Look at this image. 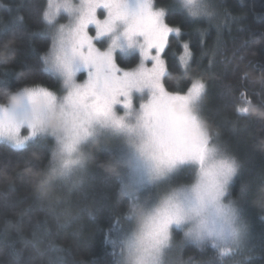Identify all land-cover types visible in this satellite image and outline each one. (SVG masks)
I'll use <instances>...</instances> for the list:
<instances>
[{"label": "snow or ice", "instance_id": "1", "mask_svg": "<svg viewBox=\"0 0 264 264\" xmlns=\"http://www.w3.org/2000/svg\"><path fill=\"white\" fill-rule=\"evenodd\" d=\"M176 2L191 18L214 15L210 0ZM169 13L156 0H45L40 18L50 44L41 60L60 90L34 83L0 93V140L20 150L51 138L41 197L57 184L69 192L83 185L98 160L89 147L114 142L110 159L98 163L128 201L114 264H247L241 203L250 188L242 184L233 198L242 165L202 114L203 76L193 73L185 90L166 84L163 53L170 35L181 32L167 22ZM183 47L187 75L192 54ZM189 245L212 251L185 260Z\"/></svg>", "mask_w": 264, "mask_h": 264}, {"label": "trees", "instance_id": "2", "mask_svg": "<svg viewBox=\"0 0 264 264\" xmlns=\"http://www.w3.org/2000/svg\"><path fill=\"white\" fill-rule=\"evenodd\" d=\"M44 3L0 0V93L34 83L59 89L41 60L50 44L40 18ZM156 4L170 9L167 22L181 29L170 35L163 53L171 73L166 84L170 90H185L193 73L207 81L202 114L243 165L232 185L233 198L242 184L250 188L248 208L256 235L246 249L247 264H264V0H214L211 18L189 17L176 0ZM185 43L191 67L182 75ZM241 107L249 113L237 112ZM113 143L90 147L98 160L90 162L83 185L69 192L57 184L41 197L37 180L49 164L51 138L20 150L0 142V264H114V249L128 224L123 219L128 201L119 195L116 177L98 166L110 159ZM211 251L201 253L189 245L183 258L200 259Z\"/></svg>", "mask_w": 264, "mask_h": 264}, {"label": "rangeland", "instance_id": "3", "mask_svg": "<svg viewBox=\"0 0 264 264\" xmlns=\"http://www.w3.org/2000/svg\"><path fill=\"white\" fill-rule=\"evenodd\" d=\"M210 2H211V5H212L213 2H214V0H210ZM60 22H61V23H66L67 20H66V19H62ZM173 34H175V33H173ZM183 55H185V54H183ZM185 58H187V57H185ZM78 78H83V74H79ZM59 90H60V86H59V89H58L57 91L59 92ZM0 142H4V141L0 140ZM218 142H219L221 145H223V144L219 141V139H218ZM4 143H6V142H4ZM223 146H224V145H223ZM90 147H91V146H90ZM90 147H89V150H90ZM224 147H225V146H224ZM225 148H226L231 154L234 155V153H232L227 147H225ZM234 156H235V155H234ZM236 158H237V157H236ZM237 159H238V158H237ZM240 163H241V165H242V162H241V161H240ZM242 169H243V165H242V167H241L240 173L242 172ZM234 199H235V197H234ZM241 214H242V217H243L245 223H246L247 226H248V234H247V240H246V249H247V248H249L250 245L252 244V240L255 238V235H256V233H255V229H254V227H253V225H252V223H251V221H250V214H249V208H248V196H247L246 200H245L244 202L241 203ZM176 239L180 240V236L178 235V236L176 237Z\"/></svg>", "mask_w": 264, "mask_h": 264}, {"label": "clouds", "instance_id": "4", "mask_svg": "<svg viewBox=\"0 0 264 264\" xmlns=\"http://www.w3.org/2000/svg\"><path fill=\"white\" fill-rule=\"evenodd\" d=\"M17 91H21L20 89H18ZM11 95H15V92H10V96ZM0 99H3L2 97H0ZM4 103H8V100L7 99H4L3 100ZM46 177L43 175V177L41 178H38L37 180V186L40 184L41 181H43Z\"/></svg>", "mask_w": 264, "mask_h": 264}]
</instances>
